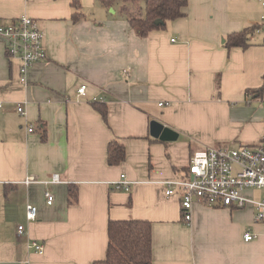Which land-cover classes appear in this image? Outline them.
Listing matches in <instances>:
<instances>
[{
	"label": "crops",
	"instance_id": "obj_1",
	"mask_svg": "<svg viewBox=\"0 0 264 264\" xmlns=\"http://www.w3.org/2000/svg\"><path fill=\"white\" fill-rule=\"evenodd\" d=\"M78 1L74 21L72 0H0V23L33 18L46 51L23 84L0 37V264H91L105 257L109 219L150 222L151 264H264V222L254 220L253 205L194 201L186 222L181 195L166 197L161 183L183 176L198 148L262 141L264 92L252 91L264 80L263 32L246 49L224 45L226 34L260 22V0H188L185 16L145 37L119 0ZM81 84L86 92L77 95ZM94 99L106 106V122ZM152 119L178 138L151 137ZM112 139L126 152L118 165L106 160ZM53 174L61 182L51 183ZM121 174L129 191L113 184ZM28 176L36 181L25 184ZM245 194L259 199L262 191ZM27 204L37 207L32 221ZM246 231L256 237L244 241Z\"/></svg>",
	"mask_w": 264,
	"mask_h": 264
},
{
	"label": "built area",
	"instance_id": "obj_2",
	"mask_svg": "<svg viewBox=\"0 0 264 264\" xmlns=\"http://www.w3.org/2000/svg\"><path fill=\"white\" fill-rule=\"evenodd\" d=\"M261 4L264 6V0ZM260 23L264 33V15ZM0 37L4 41L7 56L19 60L20 82L26 84L28 67L46 58L43 31L33 18L23 15L0 23ZM85 92L86 84H81L77 89V95H83ZM16 111L20 115H25V109L21 104L17 105ZM33 128L29 124L27 130L31 132ZM34 181L35 177L28 176L24 183L30 184ZM50 182L61 180L57 174H53ZM161 183L166 197L181 195L183 218L186 222L191 220L194 201L228 208H242L250 204L255 207L254 220L264 222V134L262 141L256 146L230 148L227 145H220L195 150L190 155L184 177L165 179ZM113 184L125 191H129L131 187V181L124 174H121L120 179ZM254 189L262 191L261 198L254 199L245 194L246 190ZM53 197L51 192H45L47 204L52 203ZM36 212V206L27 204L25 213L27 221L34 220ZM16 231L18 236H22L24 226L19 224ZM255 237V233L251 231L243 234L244 241H251ZM28 246L34 248L37 253H42L44 249L43 244L36 240L30 241Z\"/></svg>",
	"mask_w": 264,
	"mask_h": 264
},
{
	"label": "trees",
	"instance_id": "obj_3",
	"mask_svg": "<svg viewBox=\"0 0 264 264\" xmlns=\"http://www.w3.org/2000/svg\"><path fill=\"white\" fill-rule=\"evenodd\" d=\"M131 1L135 2L136 0ZM71 4L74 8L72 19L76 21L81 17L79 1L72 0ZM187 5L188 0H145L143 13L138 11L134 14H129L127 7L124 6L123 9L127 15V21L135 33L140 37H145L148 32L165 29L168 22L185 16ZM261 28L262 24L259 22L247 25L239 31L228 33L224 36V45L228 49L232 47L246 49L254 44L253 36ZM260 43L264 45V33ZM216 86L219 89L218 77L216 79ZM252 92L258 95L262 94L264 92V80L262 86ZM92 105L106 122V106L97 101L93 102ZM125 154L123 144L117 139H112L108 142L106 160L109 165H118L123 162ZM76 198L77 194L75 191H72L70 193V201H75ZM107 237L108 244L105 257L95 260L91 264L152 263V234L151 225L148 220L109 219L107 223Z\"/></svg>",
	"mask_w": 264,
	"mask_h": 264
},
{
	"label": "water",
	"instance_id": "obj_4",
	"mask_svg": "<svg viewBox=\"0 0 264 264\" xmlns=\"http://www.w3.org/2000/svg\"><path fill=\"white\" fill-rule=\"evenodd\" d=\"M149 133L151 137L160 141L171 142L178 138V133L174 129L164 125L156 119L150 120Z\"/></svg>",
	"mask_w": 264,
	"mask_h": 264
},
{
	"label": "rangeland",
	"instance_id": "obj_5",
	"mask_svg": "<svg viewBox=\"0 0 264 264\" xmlns=\"http://www.w3.org/2000/svg\"><path fill=\"white\" fill-rule=\"evenodd\" d=\"M263 1V0H262ZM262 1H260V2H262ZM133 1H131V0H127V1H125V0H119V3L121 4V5H123V6H125V7H127L128 9L129 8H131V5L133 4L134 5V12H136V10L137 11H139L140 13H143V10H144V2H145V0H137V2L136 3H132ZM261 4V3H260ZM262 7H263V10H264V6L262 5ZM262 31V30H261ZM261 31H258L257 33H255V35H254V37H262V32ZM212 146H215V145H212ZM227 146H229L230 148H238V147H241V146H245V145H241V146H239L238 144H236V143H232V142H230ZM203 148V147H202ZM199 149H201V148H198V149H196V150H199ZM187 166H188V164H187ZM186 166V167H187ZM183 176H180V177H184L185 175H186V172H184L183 174H182ZM255 196L257 197L258 195L257 194H255Z\"/></svg>",
	"mask_w": 264,
	"mask_h": 264
}]
</instances>
